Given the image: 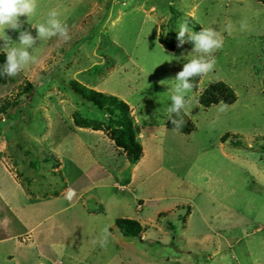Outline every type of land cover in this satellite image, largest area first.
Listing matches in <instances>:
<instances>
[{
	"label": "rangeland",
	"instance_id": "374dc122",
	"mask_svg": "<svg viewBox=\"0 0 264 264\" xmlns=\"http://www.w3.org/2000/svg\"><path fill=\"white\" fill-rule=\"evenodd\" d=\"M54 8L71 39L38 40V62L17 76L2 65L0 264H264V3L38 0L32 23ZM184 21L195 31L232 22L234 31H222L215 70L193 79L176 129L167 113L174 78L199 55L192 43L178 47ZM6 32L17 41L18 31ZM71 78L128 102L137 161L115 143L107 113L70 90ZM220 80L236 98L200 102ZM120 216L136 218L140 235H122Z\"/></svg>",
	"mask_w": 264,
	"mask_h": 264
},
{
	"label": "clouds",
	"instance_id": "9594fccd",
	"mask_svg": "<svg viewBox=\"0 0 264 264\" xmlns=\"http://www.w3.org/2000/svg\"><path fill=\"white\" fill-rule=\"evenodd\" d=\"M37 8L38 0H0V40H3L2 49L6 53L3 75L8 77L17 76L30 63H37V57L32 54L31 50L35 49L38 40L43 42L52 37H59L67 42L71 39L69 25L61 19V12L55 8L48 12L45 22L33 24V17L37 12ZM21 17H26V20L22 21ZM25 23L36 29L35 36L30 30L24 29ZM247 28V20L240 21V30L244 31ZM6 29L19 32L17 41H13L11 36L7 34ZM222 31H226L231 35L234 31L233 23L228 22ZM222 31L204 26L200 31H195L189 27L187 21L178 25V35L176 37L179 41L178 47L183 46L185 43H192L194 45L192 52L199 55L188 60L174 78L175 84L172 87L171 104L167 108V113L176 129L184 126L185 122L181 114L182 112L186 113L191 104L189 94L194 87L193 79L207 76L215 70L217 59L214 53L221 50L225 43ZM157 43H159V36ZM161 83L164 84L163 81ZM225 108L226 106L221 107L219 111L223 112ZM173 114L180 118L173 119ZM72 195V193L68 194L69 200H71ZM109 237V230L105 227L102 238L98 241L99 245L106 247Z\"/></svg>",
	"mask_w": 264,
	"mask_h": 264
},
{
	"label": "trees",
	"instance_id": "16d2710c",
	"mask_svg": "<svg viewBox=\"0 0 264 264\" xmlns=\"http://www.w3.org/2000/svg\"><path fill=\"white\" fill-rule=\"evenodd\" d=\"M260 1L264 3V0ZM167 46L169 45L167 44ZM5 62L6 53L1 52L0 77L2 65ZM68 86L81 99L107 113L108 121L113 124L111 127V135L115 143L125 150L129 162L133 163L137 161L142 153V143L136 137V126L133 116L130 113L128 102L115 94L105 93L104 91L88 86L76 78H71ZM235 98L236 95L232 87L221 80L208 84L199 96V100L203 104H210L216 101L232 102ZM74 119L80 126H91L94 129L101 128L100 123H90L77 116H74ZM222 138L225 139L226 136L223 135ZM231 142L233 144H239L240 140L232 139ZM30 162L35 168L38 167V162L35 158H32ZM169 224L173 229L174 225L170 222ZM115 225L119 232L125 236H139L142 229L141 223L136 218L126 216L115 218Z\"/></svg>",
	"mask_w": 264,
	"mask_h": 264
}]
</instances>
